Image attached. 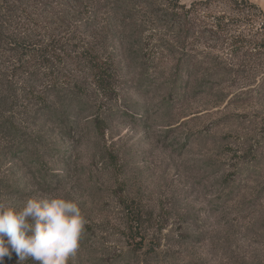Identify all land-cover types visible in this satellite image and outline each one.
I'll list each match as a JSON object with an SVG mask.
<instances>
[{"label": "rangeland", "instance_id": "rangeland-1", "mask_svg": "<svg viewBox=\"0 0 264 264\" xmlns=\"http://www.w3.org/2000/svg\"><path fill=\"white\" fill-rule=\"evenodd\" d=\"M170 10L0 0V199L77 201L69 264H264V56L221 40L253 41L264 18ZM223 13L226 36L200 34Z\"/></svg>", "mask_w": 264, "mask_h": 264}, {"label": "clouds", "instance_id": "clouds-1", "mask_svg": "<svg viewBox=\"0 0 264 264\" xmlns=\"http://www.w3.org/2000/svg\"><path fill=\"white\" fill-rule=\"evenodd\" d=\"M87 223L78 202L63 194L29 197L19 210L0 199V264L12 252L21 262L69 264Z\"/></svg>", "mask_w": 264, "mask_h": 264}, {"label": "trees", "instance_id": "trees-1", "mask_svg": "<svg viewBox=\"0 0 264 264\" xmlns=\"http://www.w3.org/2000/svg\"><path fill=\"white\" fill-rule=\"evenodd\" d=\"M213 0H204L199 2L192 3L189 7H185L179 4V0H171V10H170V16L173 18H176L179 22L182 21H189L194 18V15L198 14L195 13L194 9L196 7H199L201 10L199 13L204 12L205 10H208L212 5ZM227 4L233 6L234 8H237L238 12H242L243 9L250 10L249 12H254L255 15H251V17L255 18H264L262 10L255 4L249 2L248 0H226ZM238 8H241V10H238ZM235 9L231 10L234 11ZM191 18V19H190ZM216 22L211 23L210 25H207L203 31H201L200 34H217L222 33L224 36L227 35L228 31H230L228 27V23L225 22L226 17L223 13L221 16L218 17H210ZM194 20V19H193ZM185 24V23H184ZM183 25V24H182ZM186 25V24H185ZM185 25H183L185 27ZM188 25V24H187ZM239 29V26L234 27V29ZM235 29V30H236ZM192 33H195L193 29L191 28ZM214 31L216 33H214ZM264 23L261 24L253 34V41H249L241 37L240 35H236L234 38H229L228 36L222 40V44L226 46H231L232 48H237L238 50L246 49L247 51H252L254 54L253 56L258 60L260 57L264 56ZM240 68V67H239ZM237 69V68H236ZM229 71L231 69H228ZM256 73L260 71H264V67H259V69L256 67L254 70ZM242 74H240L241 76ZM234 77L239 78V74L234 75ZM98 79H102L101 76H98Z\"/></svg>", "mask_w": 264, "mask_h": 264}]
</instances>
